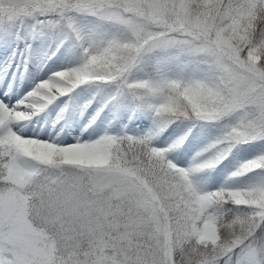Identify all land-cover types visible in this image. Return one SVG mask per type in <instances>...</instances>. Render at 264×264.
<instances>
[{
  "label": "snow or ice",
  "instance_id": "1",
  "mask_svg": "<svg viewBox=\"0 0 264 264\" xmlns=\"http://www.w3.org/2000/svg\"><path fill=\"white\" fill-rule=\"evenodd\" d=\"M0 264H264V0H0Z\"/></svg>",
  "mask_w": 264,
  "mask_h": 264
}]
</instances>
